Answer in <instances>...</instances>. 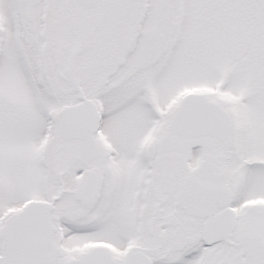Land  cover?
<instances>
[{
	"label": "snow or ice",
	"instance_id": "snow-or-ice-1",
	"mask_svg": "<svg viewBox=\"0 0 264 264\" xmlns=\"http://www.w3.org/2000/svg\"><path fill=\"white\" fill-rule=\"evenodd\" d=\"M0 264H264V0H0Z\"/></svg>",
	"mask_w": 264,
	"mask_h": 264
}]
</instances>
